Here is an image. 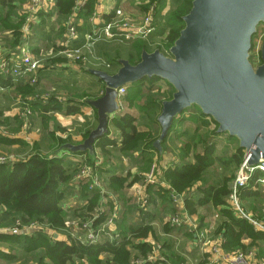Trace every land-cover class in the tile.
<instances>
[{"label":"trees","instance_id":"16d2710c","mask_svg":"<svg viewBox=\"0 0 264 264\" xmlns=\"http://www.w3.org/2000/svg\"><path fill=\"white\" fill-rule=\"evenodd\" d=\"M22 1L25 0H0V30L4 33L3 37L0 35V42H6V45L11 49H15L21 41V24L13 25L10 22L15 20L13 18L19 17L18 4ZM100 1L87 0L85 7L76 19L79 34L78 40L82 41L88 32L90 26L86 21L93 14ZM139 1L144 2H141L143 4L141 7L142 13L152 12L153 19L159 27L154 36L167 34L162 45L152 48L145 43L139 52L135 50L134 55L136 56L131 55L132 58L129 60L133 64L140 61L143 50L152 52L155 49H160L165 53L169 52L185 26L183 17L188 14L193 2V0ZM75 2L76 0H54L51 11L46 14L49 17H57L56 20L58 19L57 21L60 23L59 30L61 29V33H58L60 42H63L64 31H66L65 21L72 13ZM169 3L171 4V8L167 10L166 14L162 15ZM105 15L107 20L111 17V14ZM39 17H42L40 22V25H42L36 26L34 30L36 29L37 31L38 29L41 31L39 32L41 33V40L45 41L46 32L43 27L45 23L43 19L44 12L40 11L38 13ZM80 19L83 20V24L81 25H79ZM23 21L24 18L21 23ZM6 30H12V32L6 33ZM63 48L62 45H53L51 49L45 48L44 51L57 53ZM111 62L113 63V67L107 71L114 74L120 65L116 60H112ZM28 81L22 86H17L20 87L19 90L23 94L25 93L24 88L30 87V79ZM158 81L160 79L157 77L151 79L144 78L128 85L126 94L121 101L122 105L126 102L131 107H136L139 110L140 120L148 127V132H139L136 124L138 121L137 117L130 113H124L113 117L111 120L112 126L120 134V139H111L109 133H107L96 141L95 147L100 150V155L105 159L106 164H110L111 151L114 148H117L126 155H133V153L139 152L138 156H133L130 161L132 166L138 167L135 175L132 176L130 173L125 176L115 175L114 173L110 175V187L116 188L118 191L124 190L125 187L136 183L144 184L145 174L157 162L156 157L158 152L152 146L154 140L160 134V125L157 122V118L161 112L162 102L171 99L174 92V88L171 85L167 84L168 89L164 90L162 86L156 84ZM101 82L92 79L89 84L91 94L82 95L85 100L82 103H78V105L65 106V104L57 101L56 96H53L50 99H46L47 101H43L42 99L37 100V103H40V105H36L34 110H37L38 113L45 110L60 112L66 115L81 113V107L87 104L90 96L97 98L104 93L103 88L96 92ZM13 83L17 84L19 82L15 81L11 76L4 77L0 73V84L3 87L8 88ZM25 100L27 99L25 98ZM6 121L8 120L6 119ZM53 121L55 128L47 136L50 150L56 147L59 148L61 145L71 141L69 138L64 139L62 134L65 130L59 126L56 120ZM18 122L22 125V121L18 120ZM185 125L188 128H182ZM211 125L214 127L211 128ZM179 126L181 128L176 129ZM217 129L218 124L211 117L203 114L199 108L192 107L183 111L179 117L174 119L168 136L163 142L164 149L170 152L172 148L168 144H171L174 149L176 146L174 137L179 138L178 140L181 143V146L178 145L180 146L177 157L179 161L175 162L172 166L160 169V172L157 169L155 178L158 183L161 181L168 182L174 192L181 196L184 208L190 215L197 214L201 208L206 206H213L217 209L221 208L220 211L224 217V222L221 229L217 231L221 236L222 248L226 251L242 249L249 253V247L256 241H264V231L255 229L247 219L235 213L229 204L230 183L234 180L235 174L244 160V149L239 147L236 138H232L224 133H217ZM176 130L182 133L174 134ZM189 132L192 135V137H189L190 141L183 140L182 138ZM89 133L90 129L84 134L83 139ZM2 140L9 142V144L19 143L23 147H26L27 144L31 145L32 152L22 159L0 163V228L11 227L17 219L27 223L34 220H47L51 228H54L56 232L47 234L46 232L39 231L27 236L4 232L0 233V242L19 243L33 247L32 250L43 248L46 250V253L39 251L30 257L34 258L39 255V260L49 258L53 264H78L76 260L79 261V264H128L131 260V255L125 249L132 241L131 238H147L149 233H153V229L150 226L153 218H147L148 215L143 216V211L140 210L141 214L138 215L137 223L129 226V228L127 227L122 237L114 242H111L107 237L95 244H82L75 240L67 232L68 229H66L68 217H73L70 222L78 220L79 223L90 219V213L98 206L97 202L101 199L102 193L99 190L90 189V181H81L78 183L79 190L77 192L80 191L83 199L87 200V203L77 205L76 209L71 208L66 210L62 206V202L68 193L70 195L77 194V192L75 193L77 186L71 187L69 184L77 175L82 163L92 166L95 163L91 161L86 153L82 154L81 163L71 161L66 155L47 157L39 154L38 152L41 149L39 142H27L20 137H4L0 133V141ZM182 140L185 142L182 143ZM221 140H226V143L223 144ZM190 152H192V160H188ZM97 169L101 173L103 168L97 165ZM218 169L221 173L217 172ZM262 178H264V173L262 171H255L250 176L248 182L239 188V196L243 208L250 211L252 214L248 213L258 220H264V206H262L264 205V186L260 181ZM155 187L160 188L164 195L172 202L173 199H171L166 190H162L158 184ZM151 188L153 186L147 185L148 193H150ZM149 198L150 196L148 197V202ZM104 220L105 218L102 216L96 220L95 224L101 223ZM200 224H203L202 218L200 219ZM167 229H170V227H167ZM60 234L63 235L62 238H60ZM55 235L58 237L55 238ZM242 238L251 241L249 247L242 243ZM136 247L143 254L152 251V246L146 242L137 244ZM102 254L108 255L105 260L100 259L99 256ZM26 255L28 254L26 253ZM110 256L112 257L110 258ZM0 258L11 260V262L22 260L27 262L29 259L28 257L18 258L16 254H9L7 251L1 249ZM145 264L159 263L146 262Z\"/></svg>","mask_w":264,"mask_h":264},{"label":"water","instance_id":"95a60500","mask_svg":"<svg viewBox=\"0 0 264 264\" xmlns=\"http://www.w3.org/2000/svg\"><path fill=\"white\" fill-rule=\"evenodd\" d=\"M183 20L185 26L168 53L143 50L136 64L118 59L114 74L84 66L105 85L101 97L88 101L96 110L97 126L83 142L65 143L44 156L67 150L86 153L96 163V141L108 133L121 108L119 89L157 77L174 88L157 118L161 130L152 146L160 156L174 119L197 107L218 124L217 133L237 139L248 166L264 162V42L261 64L251 61L254 36L264 24V0H193Z\"/></svg>","mask_w":264,"mask_h":264},{"label":"crops","instance_id":"0c3cea01","mask_svg":"<svg viewBox=\"0 0 264 264\" xmlns=\"http://www.w3.org/2000/svg\"><path fill=\"white\" fill-rule=\"evenodd\" d=\"M127 1H129V2H127ZM130 1L131 0H121V1H118V0H101L97 4L96 8L101 10L104 18L106 16L105 14H108V12H110L112 9H115L117 7H123L125 10L131 12L132 15H137V14L139 16L143 15L144 13H142V11H141V7L143 6V4H141V2H139V5L138 4L135 5L136 7L135 6L130 7V4L132 5V1L131 2ZM133 4H136V1ZM47 13L44 12V17H43V19L45 21L43 27H44V30L46 32L45 33V38H46L45 41L41 40V33H39L41 31H39L38 29H37V31H36V29L34 30V28L36 26L40 25L42 17H39L38 20L32 26L31 37H30L31 41L29 43V49H30V52L32 54H34L35 56H37L40 59H45V58L47 59L45 62L46 66L44 64L42 66L43 68L40 67L36 73L37 80L43 79L45 81H48L51 84H55V85L59 84L60 90L65 92L64 96L61 97V95H60L59 97H56V99H58L57 101L59 103L65 104V106L66 105H74V104L78 105V103H82L85 100V98H83L82 95L91 94L90 90H89L90 89L89 84L91 83V80L92 79H95V81L96 80L100 81V80L84 69V66H88L85 62L71 60L67 57H64L65 56L64 54H58L59 51L57 53L44 51L45 48L51 49L53 47V45H56V46L62 45L63 46L64 38L67 34V29H66V31H64L63 42H60V40L58 38V33L61 31V29L59 30L60 23H59V21H57L58 19L56 20L57 17L46 16ZM3 36H4V34L1 35V37H3ZM23 41H24V39L22 37L20 44L15 49L9 48L6 45V42L1 41L0 42V60L5 59L7 56L10 58V57H13L15 55H18L19 50H20V46L22 45ZM131 43L120 45L116 42H113V43L100 42L97 45L96 53L98 56L103 57L109 61H112V60L117 61L118 59H121V58L128 59L127 56L129 54H131V55L133 54L132 51L130 50V48L128 47V45ZM50 62L53 64L52 67L49 66ZM59 68H61V69H59ZM58 69H59V71H57L58 73H55V74H57L56 76L50 75V73L56 72V70H58ZM28 79H30V78L24 77V78L20 79L18 81L19 83H17V85H15V86L17 87V86H22L23 84H26ZM162 82H164L167 85V83L165 81H162ZM41 84L45 85V83L44 84L41 83ZM160 84L161 83H159V85ZM126 87H128V85ZM102 88H103V90L105 88V85L103 82L99 83L96 92H98ZM101 96H99V97H101ZM90 99H95V98L90 96L88 101ZM36 102H33V104H35ZM124 104L127 105L126 106L127 108H129V112L123 111L122 114L130 113V114L134 115L133 112H131V111H133L132 109H135L136 111H138V109L136 107H131L128 103L125 102ZM35 105H37V104H35ZM121 108H122V104H121ZM121 108H120V111L115 116L121 115L120 114L122 112ZM51 114H53V115L49 116L46 119V121L44 120L43 116H41V117L36 116L37 120L34 123V125L37 124L39 127H41V130H38L37 133L33 135V138H34V142L40 143L41 149L38 153L42 154V155H48L51 152H53L54 150L58 149V147H56V148L50 150L49 149V141L47 140V136L55 128V123L53 120H56V122L59 124V126L65 130V132L62 134L64 139L69 138L71 141H69L68 143H73V144H79V143L83 142L84 134L89 129H90V131L93 130L97 126V123H98V119L96 117V114H97L96 110L94 108H92L88 102L86 105L81 107V113H78V114L66 115V114H63L60 112H55V111H53ZM139 116H140V113H139ZM48 119H53V120L48 121ZM139 122L142 123V121L140 120V121H137V123H136L138 131L139 132H148L149 129L145 125H143L142 128L139 127V126H141V124ZM160 130H161V128H160ZM108 133H109V137L111 139H116V140L120 139V134L112 126L111 121H110ZM224 134H226V133H224ZM22 135L23 134L21 133V136ZM226 135H228V134H226ZM20 138H23V137H20ZM43 146H45V150H42ZM168 146H170V144H168ZM95 152H96V156L98 158V161L96 163L99 162V165L102 166V168H103L100 175L103 174L102 176H103L105 185H107L108 187H110V185H111L109 182V178H110V175H112L113 173L115 175H121V176H125L128 173H130L133 176L138 171V167L132 166L130 161H131V158L133 156L137 157L139 152L133 153V155L132 154L126 155V154H123L121 151H119L117 148H114L111 151L112 157H111L110 164L105 163V159L102 157V155H100V150L97 147H95ZM244 153H245V151H244ZM62 155L68 156L71 161H75V162H78V160L82 159V157H83L82 154H73L72 152L67 151V150L60 152L56 156L60 157ZM171 157H172L171 151L167 152L165 150L164 154H162L161 156L158 153V155L156 157L157 162H155L153 165H156L157 169H159V172H160V169H164V168H167L169 166H172L175 162L179 161L178 159H176V160L171 159V160H174V163L164 167V165L162 163H164V161L166 159L169 160ZM120 167H122V170L120 169ZM74 182H75V179L73 178L69 185H71V187L77 186V189L75 190L77 192L79 190L78 189L79 185H78V183L73 184ZM144 182H145V180H144ZM157 184L161 187L162 190H164V191L166 190V192L171 197V199H173L171 194H172V192H174V190L170 187L168 182H165V181L163 184H160V183H148V184L147 183H144V184L136 183L132 186L125 187L124 190L118 191L119 193H121L123 191V194L121 193V196H123V197H126L129 195V197H128L129 199H132L130 196H132V194L135 191L138 192L140 190L142 192H144V194L146 193L147 197L150 196L149 204H148V207L146 209H143V208L141 209L134 200L130 204V206L128 207L127 211H125V210H126V206H127L128 202L125 203V209H124L123 203L120 206V211H119L120 215L123 213L124 216L122 215V217H124V218H122V219H125V220L127 219V221H128L127 227L128 228H129V226H132L133 224L137 223V220L139 218L138 215L141 214L140 210L143 211V216L148 215L147 218H153V221L150 222V226H151V229H153V233L152 232L149 233L147 238H136V239H139L143 242H147L149 244L153 243L151 241H155V240H158V241L162 240L163 243L167 242V245L169 246L168 251H171V250L174 251L175 258L173 260H171V262L173 264H227V263H225V261H223L220 253L215 254L214 252H212V250L210 249V244L205 246L198 240L199 233L205 231V232L209 233V236L212 239H215V240H217V242L220 243L219 246H220L221 252H233V251H235V250L226 251L222 248V245H221V242H222L221 236L219 235V233L217 231L218 229H221V226L224 222V217L221 215V211H220L221 208L217 209V208H214L213 206H206L204 208H201L197 214L190 215L188 213V211L184 208L183 200H182L180 195H177V198H178L177 201L175 199H173L171 202L170 199L167 196H165L164 193L160 190V188L155 187ZM147 185L153 186V188H151V190H150V193H148V191H147ZM110 188H112V187H110ZM72 196H74L73 201L75 202V205H74L75 207L81 203H87V200L83 199L80 191L77 192L76 195H72ZM129 199H128V201H129ZM64 201H65V199H64ZM109 201L111 202V208L107 209V210H108V213L111 214L112 210L114 211V209H113L114 205L116 203H118V200H115L116 203H115V201L113 202L111 199H109ZM136 205L138 206V208ZM62 206L66 210L71 209V207H72V206L65 207V205H63V203H62ZM262 206H264V205H262ZM169 211H171L174 214L169 216L167 214ZM246 211L251 213L248 210H246ZM175 214H180V215L184 216L186 219V222L182 223V225H180V226L172 225L170 223V219ZM201 218L203 219L202 225L200 224ZM120 220L121 219H119V215H117L116 223L113 227H111L112 229H116L117 232H119V230L121 229L119 226V224H121ZM157 221H161L162 224L164 225L163 228L159 231H157V228H156V222ZM260 221H264V220L262 219ZM167 227H170V229H168V231H167ZM120 231H122V229ZM190 231L192 232L191 236H190ZM4 232H7V231H5V229L0 228V233H4ZM124 232H126V231H122L121 233L119 232L121 234V237H122ZM27 235H29V234H25V236H27ZM55 236L57 237V235H55ZM159 236H161V237H159ZM178 236H180V237H178ZM103 238H106V237H102L101 241L103 240ZM241 241H242V243H244L248 247H249V244L251 243V241L249 239H246V238H242ZM205 247H207L208 249H206ZM0 249L3 251H6L5 249H3L1 247H0ZM249 249H250L249 250L250 252H253V254L255 256L254 258L256 260H258L261 264H264V241H256L252 246L249 247ZM206 250H208V251H206ZM236 250H238V249H236ZM164 251L166 254L165 248H164ZM168 263H169V260L165 264H168Z\"/></svg>","mask_w":264,"mask_h":264},{"label":"built area","instance_id":"2783aa9c","mask_svg":"<svg viewBox=\"0 0 264 264\" xmlns=\"http://www.w3.org/2000/svg\"><path fill=\"white\" fill-rule=\"evenodd\" d=\"M87 0H76L75 6L72 10V13L67 17L65 21V26L67 29V34L64 38L63 49L58 52V54H64L67 58L74 61H83L92 68L110 70L113 67V63L103 57H100L96 53L97 45L100 42L113 43L116 42L120 45L128 44L135 40L141 39L145 40L146 43L153 47L154 38L158 31V25L153 19L152 12L148 14H143L141 16L132 15L131 12L125 10L123 7H117L112 9L108 14H111V17H103V13L100 9H95L93 14L88 18L86 23L90 26L88 32L85 34L83 40L79 39L78 26L76 24V19L79 17L82 9L85 7ZM31 6L28 7V12L30 16L27 18V23L25 25V32L31 33L33 24L38 20V13L49 12L53 5L54 0H30ZM83 24V20H79V25ZM165 39V37H162ZM78 40V41H77ZM253 48L252 55L255 53L260 59L261 46L264 42V28L258 29L257 35L253 39ZM44 59H40L30 52L29 42L24 41L20 46L19 54L8 59L0 60V73L5 76H11L15 81H19L24 77H29L30 82L33 83L37 81L36 73L41 67V64ZM3 86L0 84V93L3 91ZM127 87L124 86L119 89V103L122 104V98L126 94ZM32 115L29 109H23L19 114L20 120L22 121L24 133L26 130L30 129L31 122L30 116ZM0 125V131L3 130ZM6 159L0 158V163H6ZM82 163V159L78 160ZM98 163H95L94 166L88 165L87 163H82L80 170L77 175L74 177L77 184L81 181H90V189L99 190L103 193L104 179L100 175L97 169ZM155 166L153 165L151 170L148 172L145 178V183H158L155 178ZM255 171H262L264 173V162L255 165L248 166L247 160H243L240 167L238 168V173L235 180L230 186V196L229 204L231 209L235 211L238 215L247 219L255 229H260L264 231V221H260L249 214L242 206L239 188L243 187L249 180L250 176ZM261 183L264 185V178H262ZM163 184L164 181L159 182ZM138 191V193H140ZM172 197L177 201V194L172 192ZM147 200V199H146ZM138 197L137 202L140 204V207H148V200L146 201ZM108 200L103 197L102 202L99 207L97 206L93 212L90 214V219L85 220L81 223L73 221L68 224L72 226L73 229H70L68 233L73 237L75 232H78V239L82 244H95L98 243L102 237H107L111 241H116L121 237L120 234L115 231H111L116 223L118 215V206L115 201L114 211L109 214L108 208L105 207V204ZM104 216L105 220L101 223L95 224L96 220ZM170 222L172 225H182L186 222L184 216L176 214L171 217ZM5 231L19 235V234H29L32 235L36 232H45V229L40 225L38 221H32L28 224H23L20 219H17L15 224L11 227H7ZM74 238V237H73ZM198 240L203 245H208L210 241L209 234L201 233L198 236ZM210 249L215 254H221L223 261L227 264H261L254 257L253 252H245L242 249L235 250L233 252H221L220 246L217 242L210 244ZM154 256H149L148 260H153ZM133 264H143L140 260L135 261ZM145 264V263H144Z\"/></svg>","mask_w":264,"mask_h":264},{"label":"rangeland","instance_id":"374dc122","mask_svg":"<svg viewBox=\"0 0 264 264\" xmlns=\"http://www.w3.org/2000/svg\"><path fill=\"white\" fill-rule=\"evenodd\" d=\"M131 1H132V5L130 4V7H134L137 4L139 5V2H142V1H139V0H131ZM135 1H136V4H133ZM127 2H129V1H127ZM142 3H144V2H142ZM18 5H19V8H18L19 17L18 18H13L15 20L11 21L10 23L13 24V25L21 24V26H22V27H20L21 33H22L21 38L23 37L24 41H29V43H30V41H31V39H30L31 33L28 34V33L25 32V25L27 23V18H28V16H30V13L28 12V7L31 6L30 0L22 1ZM170 8H171V4L169 3V4H167V7L163 11L162 15L166 14L167 10H169ZM146 14H148V13H146ZM23 18H24V21L22 22L23 23V25H22L21 21L23 20ZM259 28L263 29L264 28V24H261L259 26ZM10 32H12V30H6V33H10ZM2 34H4V33H3L2 30H0V35H2ZM166 34L155 36L154 42H156V43H153L152 46L155 45L154 48H156V47L162 45L163 41H164V38H162V37L166 38ZM145 43H146L145 40L138 39V40H135L131 44L128 45V47L132 51V53H133L132 55L134 57L136 56V55H134V51L136 50V52H139L143 48V44H145ZM64 57H66V56H64ZM8 58L9 57L7 56L5 59H8ZM130 58H132L131 54L128 55V60H130ZM46 60H47L46 58L43 60V62L41 64V67L44 64L46 66V63H45ZM251 61L253 62L254 66L260 65L261 62H262L261 58L259 59V57L255 53H253V55L251 57ZM49 66L52 67L53 64L50 62ZM59 69H61V68H59ZM59 69L56 70V72L50 73V75L51 76H56L57 74H55V73H58L57 71H59ZM41 83H43V84L45 83V85H42ZM159 83H161L160 86H162L164 88V90L168 89L167 85L164 82H162V80L158 81L156 84L159 85ZM15 85H17V84L13 83L8 88L3 87L4 90L0 93V125L2 126V128H4L3 130H1L0 133H2V136H4V137H10V138H12V137H14V138L23 137L22 139H25L27 142H34L33 135L36 134L38 130H41V127H39L37 124L34 125V123L37 120L36 116H38V117L43 116L44 120L46 121V119L49 116L53 115V114H51L53 111L42 110L41 112L38 113L37 110H34V108H36L35 104L40 105V103H37L38 102L37 100L42 99L43 101H45L46 99H50L53 96L59 97L60 95L62 97V96L65 95V92L60 90L59 84H56V85L55 84H51L48 81H45L43 79L42 80H37V81H35L33 83L30 82V87L31 88L29 86L26 89L24 88V92H25L24 94L20 92V90H19L20 87H16ZM127 93H128V91H127ZM25 98L27 100H25ZM33 102H36V103L33 104ZM126 106L127 105H125V104L122 105V108H121L122 112L120 114H122L123 111H128L129 112V108H127ZM26 108L29 109L31 111V113H32V115L30 116L31 127H30V129H28L24 133H22L21 130H23V127H21L22 125H20L18 120H20L19 114L22 112L23 109H26ZM132 110L133 111H131V112H133V114L137 117L138 121H140L139 110L138 111H136L135 109H132ZM6 119L8 121L5 122ZM139 123L141 124V126H139L140 128H142L143 125H145L143 122L142 123L139 122ZM213 127L214 126L211 125V128H213ZM180 128H181V126H179V128H176V129H180ZM182 128H188V127H187V125H185ZM21 133L23 134L22 136H21ZM175 133L179 134V133H182V132L176 130V131H174V134ZM189 137H192L190 132L187 133V135H185L182 139L190 141ZM174 138H175V145L176 146L173 149V146L170 144V147L172 148V151H171L172 157L169 160L166 159L164 161V163H162L164 165V167L174 163V160H176L177 157H178V149L180 148L181 143L178 140L179 139L178 137H174ZM232 138H234V137H232ZM183 140H182V143L185 142ZM221 141H222L223 144L226 143V140H221ZM178 145H180V146H178ZM42 150H45V146H43ZM31 152H32L31 145L29 146L27 144L26 147H23L19 143H17V144H9V142H7V141H4V140L0 141V158H4L5 157L7 162H13V161H16L17 159H22L23 157L27 156ZM191 153L192 152H190V154H189L188 160H192V158H193ZM171 159H174V160H171ZM120 169L122 170V167H120ZM156 170H157V166H155V172H156ZM217 172L221 173V171L219 169L217 170ZM237 173H238V170H237V172L235 174V178L237 176ZM147 174H148V172H147ZM147 174H145V177H146ZM101 175H103V174H101ZM235 178H234V180H235ZM232 182L230 183V186L232 185ZM75 193H76V191H75ZM121 193L123 194V191ZM121 193H119L118 190H116V188L108 187L107 185H105V182H104L103 193L101 195V199L97 202V205L99 207L100 203L102 202L103 197H105L108 200V202L105 204V207L110 209L111 208V202L109 201V199H111L113 202L115 200H118V203H117L118 210H116V211H118L119 219H121L120 220L121 224H119V226L122 229V231H124V230H127L128 221H127V219L126 220L122 219V218H124V217H122L123 213L120 215L119 211H120L121 204L123 203L124 209H125V203L128 202V204L126 206V210H125V211H127L128 207L133 202V200L140 207V204L137 202L138 197H140L141 199H144V200H146V199L148 200V197H147V194L146 193L144 194V192H142V191L140 193L135 191L132 194V196H130L132 199L128 198L129 195L126 196V197L121 196ZM71 196L72 195H70V193H68L67 196L65 197V201H63L62 203H63V205H65V207L72 206L71 208H75L76 209V207L74 206L75 202L73 201V197L74 196H72V197ZM128 199H129V201H128ZM148 204H149V202H148ZM140 208H143V206L140 207ZM146 208L147 207H145L143 209H146ZM112 212H113V210H112ZM167 214L169 216H171L174 213L169 211ZM72 218H73L72 216H69L68 219H67V222H66V229H68L67 232L70 231V229H73L72 226L67 227L68 224L71 223L70 220ZM34 221H38L40 223V225L45 229L47 234H53V233L56 232V230L54 228H51V226H50V224H49V222L47 220H40V221L39 220H34ZM76 222H78V220ZM23 224H28V223L27 222H23ZM163 226L164 225L162 224L161 221H157L156 222L157 231L161 230L163 228ZM6 228H1V229H6ZM120 230H119V232L121 233L122 231H120ZM64 231H66V230L64 229ZM111 231L112 232L115 231L116 233L120 234L119 232H117L116 229H111ZM167 231H168V229H167ZM201 233H206V232L205 231L204 232H200L199 235ZM74 234L75 235L73 237H74L75 240H77L78 239L77 238L78 237V232H75ZM19 235H21V234H19ZM191 235H192V232L190 231V236ZM62 237H63V235L60 234V238H62ZM159 237H161V236H159ZM178 237H180V236H178ZM55 238H56V236H55ZM131 240L132 241L126 246V249H125L131 255V260H130V262L128 264H133L137 260H140L141 262H143V264L146 263V262H152V263L153 262H158L159 264H165L169 260L168 264H173L171 262V260H173L175 258L174 251L173 250L168 251L169 246L167 245V242L163 243L162 240L161 241H158V240L151 241V242H153V243L150 244L152 246V251L147 252V254H143V252H141V250L138 249L136 246H137V244H142L144 242L139 240V239H136V238H131ZM210 241L211 242L209 244H211L213 242H217V240L212 239L211 237H210ZM112 242H114V241H112ZM217 244L219 245L220 243L217 242ZM0 247L5 249L9 254L10 253L16 254V257H18V258H20V257L21 258L22 257H25V258L28 257L29 258L27 260V262L26 261L24 262L23 260L22 261H18V262H11V260L0 258V264H53L51 262V260H49V258H46L45 260H39V257H38L39 255H37L34 258L30 257L31 255H34V253H38L39 251H43L44 253H46V250L43 249V248H37L36 250H32L33 247H29V246H26V245H23V244H19V243L11 244V242H6V241L0 242ZM164 248L166 250V254H165ZM205 248L208 249L207 247H205ZM206 251H208V250H206ZM26 253L28 255H26ZM151 255L154 256V259L150 261V260H148V258ZM107 256H108L107 254H102L99 257H100L101 260H105L107 258ZM111 257L112 256H110V258ZM76 263L79 264V261L76 260Z\"/></svg>","mask_w":264,"mask_h":264}]
</instances>
